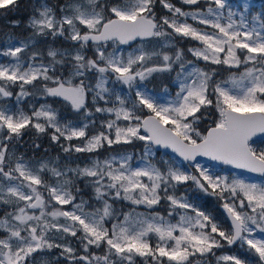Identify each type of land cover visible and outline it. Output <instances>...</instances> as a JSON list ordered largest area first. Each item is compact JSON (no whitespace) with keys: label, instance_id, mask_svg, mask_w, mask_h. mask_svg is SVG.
<instances>
[{"label":"snow or ice","instance_id":"6c2138e0","mask_svg":"<svg viewBox=\"0 0 264 264\" xmlns=\"http://www.w3.org/2000/svg\"><path fill=\"white\" fill-rule=\"evenodd\" d=\"M25 7L0 0V16ZM31 9L30 35L0 49V264H264V183L198 159L264 176V10L248 0ZM49 38L69 46L41 50Z\"/></svg>","mask_w":264,"mask_h":264},{"label":"trees","instance_id":"16d2710c","mask_svg":"<svg viewBox=\"0 0 264 264\" xmlns=\"http://www.w3.org/2000/svg\"><path fill=\"white\" fill-rule=\"evenodd\" d=\"M48 2L50 4L55 5V4L62 2V0H48ZM173 2L179 6V0H173ZM23 3H24V5H27L28 7H25L23 11H20L19 13L15 14L13 17H2V16H0V49H4V47L6 45L5 43L9 37H12L13 39H16V40L17 39L18 40H25L30 35V30L26 26L27 17L31 14V10H32L31 6L39 3V0H23ZM262 9H264V3L262 5ZM158 11H163V10L159 9V7H158ZM12 18L18 19L20 21L19 27L13 28L9 25L8 21H9V19H12ZM187 43L188 42H185V44H187ZM48 45H52L55 47H65V48L69 46L68 42L64 41L62 38H57L56 41H52L51 38H49L46 42L41 39V42L39 43V48L41 50H43ZM153 84L156 85L157 88H159L160 81H158V80L153 81ZM62 107L68 112V114H70L65 105H63ZM33 139H36V136L34 133L26 134L24 137L25 144L26 145L30 144ZM40 142L42 143L43 147H46L49 149V153L52 156L59 154L61 156V159H63V154L60 153L59 148L56 147L55 145H52L47 136H41ZM138 147H139L138 145L136 148H133L132 146H128L127 150H132V151L136 152V151H138ZM21 151H27V147H25L24 149H21ZM38 155L43 156L44 153L41 152ZM73 159L76 160L77 163H82L88 159V156H87V154H74ZM121 206L124 207L125 209H128V204H126V203L122 204ZM159 210L163 211L164 209L160 208ZM217 212L219 215L222 214L218 208H217ZM220 217H222V216H220ZM62 264H63V262H62ZM137 264H139V261H137Z\"/></svg>","mask_w":264,"mask_h":264},{"label":"rangeland","instance_id":"374dc122","mask_svg":"<svg viewBox=\"0 0 264 264\" xmlns=\"http://www.w3.org/2000/svg\"><path fill=\"white\" fill-rule=\"evenodd\" d=\"M230 2H232L233 4H237V3L244 2V0H230ZM248 2H250L252 4V6H253L255 11L264 10V9H262V5L264 3V0H248ZM16 41H18V39L16 40V39L12 38L11 40H9V38H8L6 43H5L6 45H5L4 48H6L7 46H10L11 44L15 43ZM122 47H124V46H122ZM6 62H8V58L0 56V63H6ZM12 103H13L12 101H9V104H12ZM62 106H63V104L59 103V105L57 107L61 110L62 114L65 117H69L71 114H68L67 111L65 113L64 112L65 109ZM74 143H77V142L74 141ZM128 151L134 152L132 150H128ZM136 152L138 154V151H136ZM169 156H171L172 159L177 160V162H181L179 160V158H177L175 155L166 154V153H164L162 151H159V157L160 158H167ZM200 162L202 164L208 166L209 168H213L215 171L220 172L221 174L239 175L242 178H244V179H246V180H248L250 182L264 183V177H261V176H255V175H252V174L247 173L245 171L233 169L231 167H221L217 163L209 161V160H201ZM198 202L200 203V205L202 207H204L208 211L213 212V214L218 215V216H222L220 218L223 220V215L222 214L219 215L218 212H217V208H218L217 207V202L213 198L201 197V198H199ZM130 207H134V206L128 205V208H130ZM137 211H145V209H143V207H141V208H138Z\"/></svg>","mask_w":264,"mask_h":264},{"label":"water","instance_id":"95a60500","mask_svg":"<svg viewBox=\"0 0 264 264\" xmlns=\"http://www.w3.org/2000/svg\"><path fill=\"white\" fill-rule=\"evenodd\" d=\"M159 151H162V152H164V153H167V154H172V155H175L174 153H171V150H166V149H159ZM176 156V155H175ZM177 157V156H176ZM178 158V157H177ZM199 160H201V159H207V158H198ZM220 166H226V165H221V164H219ZM227 167H230V166H227ZM241 171H244V170H241ZM245 172H247V171H245ZM247 173H250V172H247ZM250 174H252V175H255V176H261L260 174H256V173H250ZM262 177H264V176H262Z\"/></svg>","mask_w":264,"mask_h":264}]
</instances>
